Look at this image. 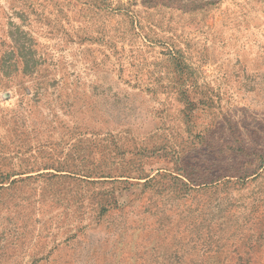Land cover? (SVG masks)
Instances as JSON below:
<instances>
[{"label": "rangeland", "instance_id": "374dc122", "mask_svg": "<svg viewBox=\"0 0 264 264\" xmlns=\"http://www.w3.org/2000/svg\"><path fill=\"white\" fill-rule=\"evenodd\" d=\"M0 264H264V0H0Z\"/></svg>", "mask_w": 264, "mask_h": 264}]
</instances>
